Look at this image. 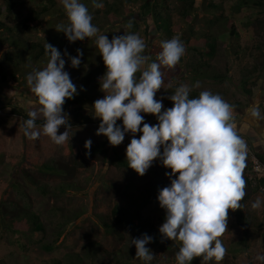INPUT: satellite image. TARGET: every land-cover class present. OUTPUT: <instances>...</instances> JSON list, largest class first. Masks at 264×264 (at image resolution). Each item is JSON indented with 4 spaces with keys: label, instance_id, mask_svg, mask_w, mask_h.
Wrapping results in <instances>:
<instances>
[{
    "label": "clouds",
    "instance_id": "clouds-1",
    "mask_svg": "<svg viewBox=\"0 0 264 264\" xmlns=\"http://www.w3.org/2000/svg\"><path fill=\"white\" fill-rule=\"evenodd\" d=\"M61 5L68 23L57 25L56 31L63 33L69 43L95 37L106 68L98 80L104 96L89 109L90 116L101 121L96 135L106 137L115 147L126 133L133 134L126 148V161L128 168L141 177L157 160L171 170L165 173L170 186L161 189L157 199L165 211L160 235L164 240L180 242L176 264H190L196 257H202L200 264L223 259L226 250L219 237L227 230L229 209L239 208L246 195L243 170L247 146L238 135L233 106L210 91L190 98L192 89L180 85L169 97L173 106L162 111V101L155 98L164 88L161 68H174L180 62L185 54L183 42L178 37L162 41L156 62L149 63L151 58L143 55L146 44L139 34L113 35L109 40L108 35L98 34L100 30L92 23L88 7L80 0H61ZM92 6L99 9L104 4L92 0ZM126 27L131 28L132 21ZM45 54L47 65L42 70L34 68L26 76L36 100L24 121L23 133L31 140L43 134L62 145L68 141L71 128L63 105L78 92L64 70L66 61L60 51L45 43ZM82 56L83 51L77 49V55L69 57L72 68L80 66ZM141 113L155 116L158 122L146 123ZM249 115L260 116L255 103ZM118 120H122V126L117 125ZM37 121L43 123L38 126ZM62 126L65 131L58 134ZM138 132L142 133L139 139L135 138ZM91 146V139L86 140L87 152ZM261 203L257 198L252 208L259 209ZM152 241L146 233L131 238L134 258L152 261L155 255L146 247Z\"/></svg>",
    "mask_w": 264,
    "mask_h": 264
},
{
    "label": "trees",
    "instance_id": "trees-1",
    "mask_svg": "<svg viewBox=\"0 0 264 264\" xmlns=\"http://www.w3.org/2000/svg\"><path fill=\"white\" fill-rule=\"evenodd\" d=\"M148 0H100L104 4L103 8H93L92 0H80L85 4L89 13L92 15V23L100 30L98 34L108 35L109 40L114 31H109V28L114 26L117 22L126 26L128 21H132V27L128 28L131 33L139 34L142 38L141 23L135 19H129L133 14V6L138 3L147 2ZM161 0H155L151 3V18L154 24V30L163 41L178 37L185 46V54L181 57L180 62L174 68H161L164 79V88H161V101L163 105L169 109L173 106L169 99L170 95L174 93L175 89L182 85L181 71L186 69L188 76L192 80H209L213 83L223 84L231 80L229 75L231 66H225V72L217 69L213 65V61L218 58L219 53V37L228 33L232 39L231 49L236 58L239 57V33L235 24V17L244 10L256 9L260 13H264V0H230V3L225 7L224 3H215L213 0H202L201 5H198L197 0H176L180 9L173 14H170L164 7L165 3ZM37 8L32 9V12L23 17L15 27L11 25L16 18V13L22 5L21 0H4L3 6L0 8V50H4L3 61L0 60V78L1 81L7 85L18 84L22 87H28L26 76L34 68L42 70L47 62L48 56L45 54V43L56 47L63 59L71 66L69 57L77 55V49L83 51L81 64L76 74H70L72 82L76 85L78 94L70 100H66L63 105V110L68 113L70 109L82 108L90 109L91 105L102 99V92L100 91L99 77H101L106 68L104 66L102 57L95 43V37L85 39L84 41H76L69 43L63 33L43 29L47 33L38 42L29 43L24 37L25 34L37 32V28L44 22L48 16H54L57 20H63L68 23L65 10L61 5V0H38ZM202 13L201 16L199 13ZM256 21H251L249 18L245 23L246 26H251ZM264 22V18L262 19ZM18 31L23 36L18 35ZM107 31V32H106ZM145 36V35H144ZM143 39V38H142ZM222 44V43H221ZM147 49H145L146 52ZM161 50L151 53V62H156V56ZM65 52L67 55H65ZM144 52V53H145ZM143 53V55H144ZM38 66V67H37ZM89 70L86 71L87 67ZM257 73L256 77L264 78V59L260 66L255 67ZM139 75V74H138ZM250 75L242 79L244 92L251 96L250 90L246 91V86L249 83ZM172 87L169 88L168 85ZM199 91L191 90L190 98H197ZM104 94V93H103ZM6 104V105H5ZM0 106L3 113L0 124V136L2 134L15 135L18 138L19 150L21 153L19 157H11V161L18 163L19 171H26L27 168H32L31 165L44 169H49L46 163H35L39 160L37 156L39 146L37 140H31L24 136L23 124L28 119V112L21 103L12 100ZM234 109L240 108V103L231 104ZM144 116L146 123L155 125L158 121L155 116L141 113ZM76 119L71 121V128L69 131V139L63 144V152L66 153L65 161L75 159L81 153L85 158L102 159L109 164V171L104 181V187L114 193L116 197L107 199L104 206L101 208V215L98 217L101 227L104 229L106 237L114 243H122L125 239L124 230L135 229L141 236L148 234L153 237L152 243L159 244L162 241V246L170 251L174 247V243L170 240H164L160 233H158L151 221L143 216V213L151 205L157 202L159 191L161 190L166 180L165 173H170V169L162 166L152 164L144 176H139L134 170L128 168L126 161V154L123 152L127 146L123 142L119 146H110L106 137L99 136L98 141H92L90 152H87L82 142L73 136V130L81 126L89 124L99 125V119H93L89 112L87 114H77ZM43 121H37V125H41ZM117 125L122 126V120L117 121ZM143 127V125H141ZM65 131L62 126L60 133ZM128 134V133H126ZM42 135V134H41ZM249 143L253 146L252 140L248 136ZM254 149V147H253ZM255 150V149H254ZM258 158L264 163V153L257 151ZM4 155H0V158ZM30 162H32L30 164ZM72 163V162H71ZM246 167L243 170V178L246 185L251 190V193H258L260 187H264V179L256 178V186L254 181L250 178V167L248 160L245 161ZM70 165V164H68ZM63 165L56 168V172L62 177L65 175L73 176L74 173L83 171V166L76 165L73 162L71 167ZM119 170L129 174V180H117V173ZM21 174V173H20ZM138 175V177H137ZM153 178L152 186H147L148 179ZM165 178V179H164ZM89 177H87V180ZM75 182L62 183L58 187L61 194L67 191H78ZM35 186V185H34ZM114 189L116 191L114 192ZM46 189H42L45 192ZM56 191V189H55ZM260 193V192H259ZM120 198V200H117ZM249 196L244 197L240 202V207L236 212L237 222L245 228H248L251 223L249 216H247L243 209ZM100 201H104L103 196ZM84 212L80 211L75 214V218L82 216ZM165 217V211L163 210ZM71 219H69L70 222ZM63 226V225H61ZM6 229L7 233L28 238L31 240L38 233H45L44 224L41 217L29 210L20 209L16 211H0V229ZM264 236V230H263ZM148 245H146L147 247ZM236 251L246 252L248 250L247 240H241L235 244ZM123 249L117 245L113 251L104 249L99 243H90V247H86L83 255L79 253L68 254L65 260L54 261L53 264H154L146 262L135 257V247H126ZM41 249L46 252H53L55 247L53 245H41ZM193 264H199V260L194 259ZM251 264H264V257L253 261Z\"/></svg>",
    "mask_w": 264,
    "mask_h": 264
},
{
    "label": "rangeland",
    "instance_id": "rangeland-1",
    "mask_svg": "<svg viewBox=\"0 0 264 264\" xmlns=\"http://www.w3.org/2000/svg\"><path fill=\"white\" fill-rule=\"evenodd\" d=\"M153 1L155 0H148L146 3L142 2L133 6V14L129 16L130 20L135 19L141 23V35L147 49L144 55L149 57H151L152 52L162 50L160 45L163 41L159 34L155 32L151 18V3ZM201 1L197 0L198 5H201ZM213 1L215 3H224L225 7L230 3V0ZM160 2L165 3L164 8L170 14L180 9L176 0H161ZM21 3L22 5L16 13L17 16L14 22L11 23L13 27L39 5L38 0H21ZM3 4L4 0H0V8ZM199 14L201 16L202 13L200 12ZM249 18L251 21L259 20L251 26H246L245 23ZM263 18L264 13L262 14L256 9L244 10L235 17L234 22L239 33V47L236 48L240 51L238 58L235 57L231 49L232 39H230L228 33H224L225 35L219 37L218 58L213 61V65L223 73L225 72V66L230 65V81L217 84L204 79L192 80L185 68L181 71L182 85H187L192 90L199 92L210 91L213 94H218L230 105L233 103L241 104L240 108L234 109L237 131H248L250 135L254 136H248L247 132H238L243 136H248L250 140L255 139V141H252V147L262 153H264V78L256 77L258 72H256L255 67L260 66L264 59ZM60 24L66 23L63 20H56L54 16H48L39 25L37 32L25 34L24 37L29 43L38 42L47 35L43 29H46V31H56L57 25ZM109 31H114L116 35L131 33L126 26L121 25L119 22L110 27ZM17 33L19 36H23L20 31ZM174 37L176 36L174 35ZM4 54L5 51L0 50L1 61H3ZM44 65L46 66L47 63ZM86 67V71L89 70V67ZM144 67L146 68L147 65ZM64 70L69 74L78 73L67 62L65 63ZM248 75L251 77L245 88L246 91L250 90L252 92L251 96L245 94L243 90L244 86H242V79ZM102 96H104L103 93ZM161 97V90H159L155 98L161 100ZM12 100L15 103L16 101L20 102L19 106H23L29 112L35 106L36 97L30 93L28 87L25 88L18 84L7 85L0 78V106ZM253 103L258 107L259 117L249 115V109ZM166 109L163 105L162 111ZM88 112V109H70L67 113L69 115V122L75 120L77 114L81 113L85 115ZM3 121L0 118V124ZM98 127V124L81 126L73 130V136L82 142L89 139L91 141H98L99 136L96 135ZM140 135L142 133H136L135 138L139 139ZM132 138L133 134H125L124 144L127 146ZM36 143L39 146V151L37 156L34 155L33 157H38L39 160L35 163L45 161L44 163H46V166H49V169H38L33 164L31 165V169L27 168L26 171L20 172L18 163L11 161V157H19L21 153L18 138L10 134H2L0 136V155H4L0 158V211L29 210L41 217L45 228V233H38L31 240L25 237L20 238V236L13 235L10 232L7 233V229L5 231L1 228L0 264H53L57 260L64 261L68 254L79 253L83 255L86 247H90V243H99L104 249L110 251H113L117 245L123 251L127 249L126 247H131V238L140 237L137 230H124L125 239L121 244H117L106 237L104 229L98 220V217L101 215L100 210L104 206L105 201L116 197L114 193H111L104 187V181L109 171V164L105 163L102 159L85 158L82 153L76 156L75 159L65 161L64 157H66V153L63 152V144L57 145L43 134L37 139ZM123 153L126 154V150ZM73 162L76 165L83 166V171L74 173L73 176L65 175V177L56 172V168L68 164L71 167ZM153 163L160 166L158 160ZM87 177H89L88 180ZM116 177L118 181L120 179H130L129 174L121 170H119ZM175 178L173 177V179ZM71 181L75 182L76 187L81 188V190L67 191L65 194L59 193L58 187H61L62 183H70ZM153 183L154 179L149 178L147 186H152ZM168 186H170V180L166 176L161 189ZM42 189H46L45 192ZM115 191L116 189H114ZM245 193L244 197L249 196V199L245 203L243 211L247 213L246 215L249 216L251 223L248 228L242 227L236 220L235 214L238 208L229 209L227 230L219 237L226 250L225 255L223 259L219 261L213 259L208 261L207 264H251L253 261L264 257V236L262 234L264 230V195L259 192L251 193L247 185ZM101 196L105 198L104 201L99 200ZM257 198L262 203L259 209L254 210L252 203ZM117 200H120V198H117ZM80 211L84 212V214L79 218H75V214ZM143 216L151 221V225L159 233V227L164 222V216L163 209L160 207L158 200L145 210ZM69 219H71L70 222ZM243 239L247 240L248 250L246 252L236 251L235 244ZM172 242L174 243V247L170 251L162 246L161 240L159 244H148L147 247L155 255L154 259L150 262L154 264H176L175 254L179 251L180 242ZM42 244L53 245L55 250L53 252H46L41 249ZM194 259L199 260L200 264L202 257ZM190 264H193V261Z\"/></svg>",
    "mask_w": 264,
    "mask_h": 264
},
{
    "label": "built area",
    "instance_id": "built-area-1",
    "mask_svg": "<svg viewBox=\"0 0 264 264\" xmlns=\"http://www.w3.org/2000/svg\"><path fill=\"white\" fill-rule=\"evenodd\" d=\"M3 113L0 110V116ZM241 138L245 141L247 146V156L249 167H250V178L254 181V185L256 186V178L264 179V163L258 158V152L253 149L252 145L249 143L248 138L238 133ZM260 193L264 195V187H260Z\"/></svg>",
    "mask_w": 264,
    "mask_h": 264
},
{
    "label": "crops",
    "instance_id": "crops-1",
    "mask_svg": "<svg viewBox=\"0 0 264 264\" xmlns=\"http://www.w3.org/2000/svg\"><path fill=\"white\" fill-rule=\"evenodd\" d=\"M238 132H241V131H238ZM242 132H243V133L247 132V134H249L248 136H250V137L252 136V135H250V133H248V131H242ZM242 132H241V133H242ZM252 137H254V136H252ZM252 141H255V139H252Z\"/></svg>",
    "mask_w": 264,
    "mask_h": 264
}]
</instances>
